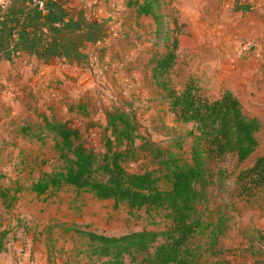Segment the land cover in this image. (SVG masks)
Wrapping results in <instances>:
<instances>
[{"label":"rangeland","instance_id":"374dc122","mask_svg":"<svg viewBox=\"0 0 264 264\" xmlns=\"http://www.w3.org/2000/svg\"><path fill=\"white\" fill-rule=\"evenodd\" d=\"M160 1L158 28L150 14L136 12L135 6H129L127 0H110V4H105L107 14L102 16V31L108 39L99 46L102 58L78 77L76 84L80 88L66 101L67 109L54 113L58 119H67L78 127L96 148L101 147L105 112L113 104L134 112L140 132L164 148H171L168 144L172 138L185 135L192 128L190 122L174 120L168 112L148 65L152 53L164 52L171 43L174 18L181 35L179 56L170 69L176 88L192 80L196 88L194 100L201 103L204 97L213 99L230 91L240 97L242 109L248 115L246 98L261 94L264 29L253 21L259 15L264 16V11H260L263 2ZM261 24L264 26V20ZM246 37L253 38L256 47L237 54ZM65 79L64 84L69 89L76 86L70 84L69 77ZM77 102L82 103L81 108H77ZM71 103L75 105L73 111L69 109ZM29 119L34 121L37 116L30 115ZM40 133L33 128L27 135L18 131L17 125L13 128L0 126L3 184L14 186L18 183L23 187L9 209L0 200V264H93L107 257L90 255L86 236L76 228L121 234L141 228L159 230L165 226L167 219L162 209L149 213L144 208L129 209L125 204L114 205L112 199H99L67 184L42 194L28 189L44 171L59 164L53 146L54 133L47 129ZM257 138L256 149L242 162L236 160L232 151L220 157H208L204 141L196 140L193 135L186 136L181 148L175 149L189 159L197 141L201 158L211 172L209 199L203 213L208 225L203 234L196 235V241L204 247L213 223H217L218 218L223 221V231L214 245L219 249L214 254L206 251L201 257L202 264H255L256 261L264 264V184L247 196L237 182L238 172L264 153V124L260 125ZM139 140L136 138L135 143ZM139 158L126 163V167L141 170L148 158L143 154ZM158 185L165 188L168 183L160 179ZM129 260V255H124L122 264H128Z\"/></svg>","mask_w":264,"mask_h":264},{"label":"trees","instance_id":"16d2710c","mask_svg":"<svg viewBox=\"0 0 264 264\" xmlns=\"http://www.w3.org/2000/svg\"><path fill=\"white\" fill-rule=\"evenodd\" d=\"M127 2L129 6H135L136 12L150 14L157 28L160 26V0ZM173 23L171 43L164 52L156 51L148 59L151 78L160 90L166 109L174 120L192 125L185 135L171 139L168 146L173 149L164 148L140 132L134 112L118 104L111 105L105 112L106 122L99 148L91 145L69 120L58 119L55 114L36 113V120L25 121L20 127V132L27 135L33 128L40 134L45 129L53 132V146L59 157V164L44 171L28 189L42 194L67 184L99 199H112L114 205L144 208L148 213L151 210L164 211L167 223L159 230L141 228L121 234H104L76 228L78 233L86 236L90 255L107 257L93 264H122L124 255L130 257L128 264H202L201 257L206 251L214 254L219 249L214 245L223 231V221L218 218L217 223H213L204 247L196 241V235L203 234L208 225L203 213L212 182L211 172L201 158L196 140L204 141L208 157H220L232 151L238 162L247 159L258 144L260 121L243 111L232 92L225 91L213 99L204 97L201 103L194 100L196 88L192 80H187L182 88L174 86L170 69L179 56L181 35L175 18ZM90 28L101 32L103 24L92 21ZM63 54L72 57L69 53ZM77 103V108H81L82 103ZM75 105L71 103L69 109L73 111ZM189 135L195 137L196 144L191 158L187 159L175 149L179 150L183 139ZM136 138L140 139L138 143H135ZM141 154L148 158V163L141 170L128 169L126 163L138 161ZM4 176L0 172V200L9 209L23 187L18 183L14 186L3 184ZM160 179H164L168 186L160 187ZM237 182L247 196L264 184V153L238 172ZM255 264L261 263L256 261Z\"/></svg>","mask_w":264,"mask_h":264},{"label":"crops","instance_id":"0c3cea01","mask_svg":"<svg viewBox=\"0 0 264 264\" xmlns=\"http://www.w3.org/2000/svg\"><path fill=\"white\" fill-rule=\"evenodd\" d=\"M107 3L110 0H44L38 7L34 0H12L0 7L1 127L17 125L20 131L26 119L32 120L30 115L67 109L66 101L80 88L78 77L102 58L99 46L108 38L102 31L92 30L90 23L104 24ZM263 20L259 15L253 22L263 30ZM66 77L76 86L69 89L64 84ZM63 86L66 88L61 89ZM246 101L249 115L264 124V87L261 94H251Z\"/></svg>","mask_w":264,"mask_h":264},{"label":"built area","instance_id":"2783aa9c","mask_svg":"<svg viewBox=\"0 0 264 264\" xmlns=\"http://www.w3.org/2000/svg\"><path fill=\"white\" fill-rule=\"evenodd\" d=\"M10 2H11V0H0V7H2V8L7 7L10 4ZM34 3H36V5L38 7H42L44 0H34ZM256 45H257V43H256V41H254L253 38L246 37V38H244V40L240 44V47L237 49V54H242L246 50H249L250 48H255Z\"/></svg>","mask_w":264,"mask_h":264}]
</instances>
